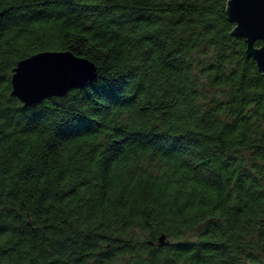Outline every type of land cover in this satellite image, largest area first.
Here are the masks:
<instances>
[{
	"label": "trees",
	"instance_id": "trees-1",
	"mask_svg": "<svg viewBox=\"0 0 264 264\" xmlns=\"http://www.w3.org/2000/svg\"><path fill=\"white\" fill-rule=\"evenodd\" d=\"M229 1L0 0V264H264V76ZM43 52L98 76L24 108Z\"/></svg>",
	"mask_w": 264,
	"mask_h": 264
},
{
	"label": "water",
	"instance_id": "water-1",
	"mask_svg": "<svg viewBox=\"0 0 264 264\" xmlns=\"http://www.w3.org/2000/svg\"><path fill=\"white\" fill-rule=\"evenodd\" d=\"M227 17L236 26L233 35L245 39L247 56L255 60L264 76V0H230ZM257 42L262 45L257 47ZM44 67L78 71L51 78L38 71ZM97 76L96 65L88 59L77 57L72 52H43L17 64L12 77L11 96L17 98L24 108H35L49 98L67 97L71 91L94 82ZM165 239H160L162 246L166 245Z\"/></svg>",
	"mask_w": 264,
	"mask_h": 264
},
{
	"label": "snow or ice",
	"instance_id": "snow-or-ice-1",
	"mask_svg": "<svg viewBox=\"0 0 264 264\" xmlns=\"http://www.w3.org/2000/svg\"><path fill=\"white\" fill-rule=\"evenodd\" d=\"M38 71L48 77L56 78L70 74L78 70L71 68L44 67V68H39ZM93 86L97 88L98 93L103 91H115L118 88V85L115 83H106L99 86L96 85Z\"/></svg>",
	"mask_w": 264,
	"mask_h": 264
}]
</instances>
